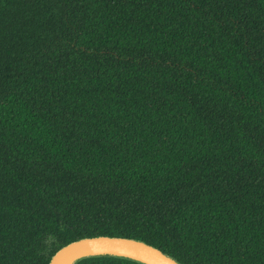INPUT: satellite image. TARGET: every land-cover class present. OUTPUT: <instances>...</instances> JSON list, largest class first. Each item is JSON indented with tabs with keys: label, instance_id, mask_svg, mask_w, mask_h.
Returning <instances> with one entry per match:
<instances>
[{
	"label": "trees",
	"instance_id": "16d2710c",
	"mask_svg": "<svg viewBox=\"0 0 264 264\" xmlns=\"http://www.w3.org/2000/svg\"><path fill=\"white\" fill-rule=\"evenodd\" d=\"M98 235L264 264V0H0V264Z\"/></svg>",
	"mask_w": 264,
	"mask_h": 264
},
{
	"label": "water",
	"instance_id": "95a60500",
	"mask_svg": "<svg viewBox=\"0 0 264 264\" xmlns=\"http://www.w3.org/2000/svg\"><path fill=\"white\" fill-rule=\"evenodd\" d=\"M91 255H113L144 264H180L160 249L134 238L98 235L83 237L61 246L48 264H73Z\"/></svg>",
	"mask_w": 264,
	"mask_h": 264
}]
</instances>
